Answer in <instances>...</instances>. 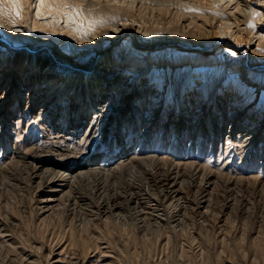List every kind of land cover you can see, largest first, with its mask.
<instances>
[{"label": "rangeland", "instance_id": "rangeland-1", "mask_svg": "<svg viewBox=\"0 0 264 264\" xmlns=\"http://www.w3.org/2000/svg\"><path fill=\"white\" fill-rule=\"evenodd\" d=\"M110 1L0 0V264H264V0Z\"/></svg>", "mask_w": 264, "mask_h": 264}, {"label": "bare ground", "instance_id": "bare-ground-1", "mask_svg": "<svg viewBox=\"0 0 264 264\" xmlns=\"http://www.w3.org/2000/svg\"><path fill=\"white\" fill-rule=\"evenodd\" d=\"M75 1H79V0H75ZM126 1L127 0H111L110 3L107 4L108 5L107 7H110V9L113 8L117 12H123L124 11V12L127 13V11L130 12L129 10L131 8H130L129 5H126L125 4ZM96 14L100 17V19H99L100 22H97L96 23V27H98L100 25L99 26V28H100L102 25L105 26V24H107V23L110 22L111 25L110 26L107 25V26H109V30H110V33H111L110 34L111 37L117 35V33L120 32V30L123 27H126L127 26V24H126L127 18H122L121 15L118 16L117 18L114 17L115 16L114 11L113 12L112 11H107V10L104 11V9L102 8ZM92 25L94 27V24L93 23H92ZM226 27H227V30H224V29H226ZM226 27L224 29H221L219 31V35L222 36V35L229 34V35L233 36V38L234 37H237V35H239V31H238L239 29H238L237 25H231V23H230L229 26H226ZM232 28H235V30H232ZM257 34H259V33H257ZM260 36H258V37L259 38H262ZM250 45L247 46V49L248 50L250 48ZM256 46L259 47L258 44ZM30 58H32V60H33L34 58H36V55H32V56L30 55ZM106 62H107L106 57L105 56H101L98 59V62L94 64V66L92 67V69H91L90 72L86 71L85 68H84L85 69L84 70L82 68V66L76 68L77 71H79V70L81 71L80 74H78L77 72H73L70 69H66V68L62 67V65H60L58 63H55L51 59L50 60L49 59H46L45 60V63L44 64L43 63L41 64V69H39V70H38L37 67L34 66L35 65L34 62L31 61L30 62L31 63V68H28L26 70V73L28 75H25V76L28 78L27 80L30 83H33L35 85H39V84L42 83V85L44 87H47V86H50V87L51 86L60 87V85L62 83H64V84L68 83V86H70V89L73 90L72 91L73 95H75L77 97V103L76 104H78L79 106H81V108H82L81 110L82 111L87 112L88 110L90 111V108L92 107V104H93L94 100H97L96 98L99 97V92L101 91V88H99L97 90V87L94 86V82L97 81V77L99 75V72H102L103 71V68L102 67L108 66V64H106ZM240 67L241 68L238 71V75L241 76V77H243V78H246V76H247V74L249 72L246 71V68L244 66L241 65ZM82 70H84V71H82ZM97 91H99V92H97ZM100 107L103 108V105H101ZM93 113L94 114L96 113V109H93ZM90 123L92 124L93 121H91ZM91 124H89L88 127H90ZM59 151L60 150H58L56 152V151H53L52 150V151L49 152V156H52V155L53 156L54 155L59 156L58 159L60 161H64L65 166H68V168H66V167H64V166H62L61 164H58V163H56L55 166L60 167L59 169H62L63 170L62 173H65V174H68V172L69 173L76 172V171H74V169L72 167L69 166V163H68V159L67 158L70 157V155L64 154V153L59 152ZM32 155L35 156V157H37V158H42V155H41V153L38 150H35L32 153ZM49 161L51 162V160H49Z\"/></svg>", "mask_w": 264, "mask_h": 264}]
</instances>
